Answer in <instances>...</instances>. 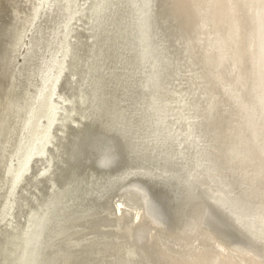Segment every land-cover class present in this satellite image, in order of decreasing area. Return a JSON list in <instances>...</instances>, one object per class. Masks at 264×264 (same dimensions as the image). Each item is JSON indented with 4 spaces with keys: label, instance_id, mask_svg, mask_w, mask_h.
I'll list each match as a JSON object with an SVG mask.
<instances>
[{
    "label": "bare ground",
    "instance_id": "obj_1",
    "mask_svg": "<svg viewBox=\"0 0 264 264\" xmlns=\"http://www.w3.org/2000/svg\"><path fill=\"white\" fill-rule=\"evenodd\" d=\"M0 264H264V0H0Z\"/></svg>",
    "mask_w": 264,
    "mask_h": 264
}]
</instances>
